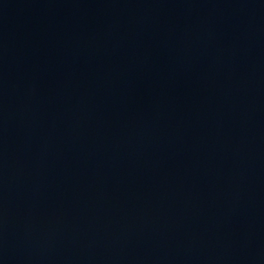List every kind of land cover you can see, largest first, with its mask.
I'll list each match as a JSON object with an SVG mask.
<instances>
[{
  "label": "water",
  "instance_id": "obj_1",
  "mask_svg": "<svg viewBox=\"0 0 264 264\" xmlns=\"http://www.w3.org/2000/svg\"><path fill=\"white\" fill-rule=\"evenodd\" d=\"M0 264H264V0H0Z\"/></svg>",
  "mask_w": 264,
  "mask_h": 264
}]
</instances>
